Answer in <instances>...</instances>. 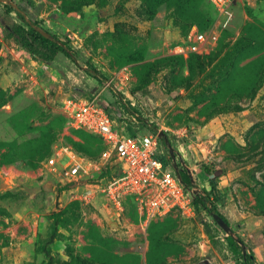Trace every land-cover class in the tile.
<instances>
[{
    "label": "rangeland",
    "instance_id": "rangeland-1",
    "mask_svg": "<svg viewBox=\"0 0 264 264\" xmlns=\"http://www.w3.org/2000/svg\"><path fill=\"white\" fill-rule=\"evenodd\" d=\"M237 5L223 29L208 0H0V168H22L12 182L0 174V264H242L228 234L264 264V0ZM16 9L74 57L56 50L47 61L6 35L9 19L26 26ZM193 24L209 51L172 54ZM124 65V80L109 83ZM65 96H97L128 131L157 133L161 154L188 168L194 187L217 183L229 229L196 206L142 224L129 199L117 209L77 197L83 188L42 160L61 144L91 158L104 146L66 128Z\"/></svg>",
    "mask_w": 264,
    "mask_h": 264
},
{
    "label": "built area",
    "instance_id": "built-area-1",
    "mask_svg": "<svg viewBox=\"0 0 264 264\" xmlns=\"http://www.w3.org/2000/svg\"><path fill=\"white\" fill-rule=\"evenodd\" d=\"M208 1L215 8L218 24L229 29L239 0ZM210 48L207 35L193 24L173 42L170 50L172 54L187 56L192 52L207 53ZM129 72V66L124 65L108 82L114 81L115 75L123 81ZM61 110L66 128L92 132L104 146L98 157L91 158L70 144H61L42 160L43 167L53 170L64 185L83 188L77 197L88 201L99 196L117 209L129 199L142 224L171 209L194 208L193 196L199 188L185 184L170 164H164L157 133L141 128L128 131L126 124H120L97 96H65ZM21 169L11 164L1 167L0 174L12 182Z\"/></svg>",
    "mask_w": 264,
    "mask_h": 264
},
{
    "label": "trees",
    "instance_id": "trees-1",
    "mask_svg": "<svg viewBox=\"0 0 264 264\" xmlns=\"http://www.w3.org/2000/svg\"><path fill=\"white\" fill-rule=\"evenodd\" d=\"M16 11L18 17L26 24L27 27L21 22L9 19L7 20L5 26L6 35L15 37L18 42L22 44L25 48H27L31 53L47 61L51 59L56 50L63 52L70 58L74 57L72 53L73 50L71 49V46L68 43L59 40L53 34H51L50 37L42 35L39 31L35 29V22L26 18L25 15L19 9H16ZM193 54L202 55L199 52H192L189 53L187 56ZM179 56L187 57L183 55ZM87 73L98 79L104 78V76H102L95 68L88 67ZM160 158L163 160L164 164H168V161L163 154L160 155ZM203 167L205 170H209L206 166ZM172 168L185 184H193V178L188 168L179 166V164L177 163H174ZM218 201H222V195L219 191V188L217 187V183L213 179L210 180L209 190L204 189L201 192V190L199 189V192L197 191L196 194L193 196V203L196 207L203 208L213 217L217 215V217L224 219L216 208V202ZM226 238L228 244L234 251H238V249L241 250L242 264H252L250 261L253 259V255L251 251H246V243L242 239L238 237L236 238L232 234H228Z\"/></svg>",
    "mask_w": 264,
    "mask_h": 264
},
{
    "label": "water",
    "instance_id": "water-1",
    "mask_svg": "<svg viewBox=\"0 0 264 264\" xmlns=\"http://www.w3.org/2000/svg\"><path fill=\"white\" fill-rule=\"evenodd\" d=\"M35 29L37 31H39L42 35L46 36V37H50L51 36V33L48 32L47 30H45L44 28L38 26V25H35L34 26ZM215 219L224 227V229H229V224L222 218L220 217H217V215H215Z\"/></svg>",
    "mask_w": 264,
    "mask_h": 264
}]
</instances>
